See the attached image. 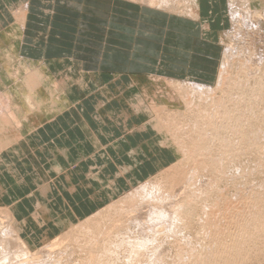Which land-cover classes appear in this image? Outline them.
<instances>
[{
	"label": "rangeland",
	"instance_id": "rangeland-1",
	"mask_svg": "<svg viewBox=\"0 0 264 264\" xmlns=\"http://www.w3.org/2000/svg\"><path fill=\"white\" fill-rule=\"evenodd\" d=\"M16 1L18 2V0ZM138 1L147 3V6L149 8L160 9L168 13H173L174 15L178 14L183 18H189L187 17L186 12L189 11L190 8L191 10H193V13H199L198 5L196 4L195 0H157L158 4L156 3L154 5L151 4L154 1L156 2V0ZM222 1L226 6L225 13L227 15V23L224 29L221 28L223 30H221L222 37H219L221 50L220 52H217L216 55L218 56L219 53L220 65L218 69V76L216 77L215 81L212 84L198 82L192 75L184 76L180 79L168 77L175 80L182 79L181 81H196L200 84L208 85L209 87L216 89V97L220 96L221 94L220 85L218 89L217 87L220 80L219 75L222 69V64H225V67H227V70H229V77L231 79L237 78L238 75H240L237 74V67H239L240 65L239 63H241L242 65L244 63L249 64V66L253 70H257L258 73L262 74L264 72V0ZM167 3L170 4L166 5ZM4 40L6 41V44H9L10 39L5 38ZM49 57L50 56H46L49 62H52H50V70L55 69L54 67L56 66H60L59 64H56V60ZM42 59L45 58L42 57ZM75 61L77 60L75 59ZM49 62L40 60L37 63L43 65L48 64ZM68 62L69 61H66V63ZM256 67L257 69H255ZM76 69H78V67H71L70 63H68L64 66L56 67V69L54 70V72H58V75L66 79V88L71 96H74L76 92L75 84H78L79 82L84 86L83 93L86 91L89 95L91 89L93 87H96L97 84L101 82H104L105 85H110V83L118 85L122 83L123 86H125L123 87V90H121L122 88H120L118 91H120L119 96L121 97V100L125 97L126 101L121 102L120 100V104L116 103L114 106H112L114 109V115L111 116V119H114V117L116 118V120L126 119L128 117V122L126 123V125L129 124L127 126L129 128L131 127L129 129L130 132L137 129V125H139L141 121H148L147 119L150 116H154L149 114V112L151 111L158 112V114H160L163 119H171L172 121L176 120L177 122L181 123L183 121L186 122L187 118L190 117V113H188L189 111L187 112L188 109H186V107L179 101L182 96V90L180 89H175L177 94L168 95V102L171 101L172 97L174 98L175 106H178L175 107L177 108V112H174V107H172L173 110H170V107L167 105H165L160 110H157L155 108L156 102L159 101L163 96H166L168 94L163 92V89L169 87V85L166 86L168 84V80L167 78L162 77L160 74H141L135 78H131V76L126 75L103 77L97 74H93L91 76L79 74L78 70ZM246 76L247 73H244L242 76V82H244V80L247 81L248 79V81L246 82L247 84H243L245 86H242V89L245 88L246 91V89L248 88L255 91L256 87H258L255 78L249 76L250 78L246 79ZM89 78L95 81V85H93V87H91L89 82L86 83L84 81L88 80ZM181 83L184 84L181 85V87H183L182 89L187 87L185 86V82ZM173 85L176 86L175 84ZM125 91L126 96H124L123 94L125 93ZM195 98L194 102L195 104H198V101H200L202 97L199 98V95L196 94ZM201 100L203 101V99ZM253 100L255 102L252 101L254 103L252 104L251 102L250 105L254 107L248 105L247 101L249 100H244L246 101V103L244 105L242 104V120L245 119L244 117L247 118L249 114V117L255 115L257 117H260L261 120L251 122V126H248L250 129L251 127H253L251 129L252 132H254V129L256 131L259 130L257 131V137H255L256 139H250L249 143H247V140H242V147L236 151L234 160L230 162V164H227L228 166L226 173L228 178L227 176H225L224 178H220V180L215 179L217 180L216 182L213 178L216 177L217 171L211 170L210 167L203 165V156L197 155L195 158L196 161H187L185 156L182 157L180 154H178L174 147L171 148L168 146V143L172 142V140L170 138L167 139L165 134L162 135L163 137L160 135V137L155 136L154 138H151L149 136V138H146V144L151 140L154 141V148L148 147L143 140L139 141L140 148H136V154L139 155V162L134 160L131 161V163L128 162L127 168L125 167L124 170V172L129 170L127 171L128 173L122 172L123 169L122 171H120V166L118 167L117 165H115L111 167L109 165L110 163L107 162L103 157H98L103 159L102 162H99V164H96V166L94 164L90 165L88 163L89 165H86V167L83 168L82 173L84 174V176H86V173L91 170L90 172L95 173V176L94 174L93 176L97 178L102 185L98 183V180H92L89 182V184H87L88 182L87 180H85V178H81L80 181H78L76 178V176L78 175L73 172L74 169L71 168L72 171L70 169L67 170V173H63L61 176L65 179L64 176L66 175V179L64 180L63 178H59L60 180H62L61 182H59L60 180L58 179V176L57 179L59 181L57 188L48 189V191L54 190L55 192H62V199H60L59 195L56 193L55 196H52L51 198L48 191H46L47 198L46 195L43 196L42 193H44L45 191L42 189L44 188V186H41V183L43 184L45 181L49 184L51 182L48 180L47 176H45L44 173L42 174V179L44 181H41V183H37L38 185H34L27 192L29 193V199L28 195L24 198L26 194L24 195L22 194V192L14 190L17 187L8 186L10 188V190H8L6 183L0 179V264L194 263L195 260L201 255L199 254V251H204L203 247H200L201 245H204V241L200 239L199 236L198 237L200 240L197 239V235H199V222L201 221V218L204 216L203 213L205 212V208L203 207L205 205H207L206 207H208V205H210L212 201H214L217 195H220L219 198L221 204L223 200H232L233 202L236 201L235 204H239L237 200L246 202L247 205H249L250 203V208L248 206L247 211H249L248 213H251V216L253 215L258 217L260 214L264 216V110H262L264 108V100L261 101L262 99L259 98L258 100L255 98ZM141 102H144L145 105H141L138 109L137 107ZM124 103L125 105H123ZM203 104H205V102H203ZM181 107L186 109L184 110L185 113L179 111ZM249 107H252L255 115H251L252 112L248 113L250 109ZM72 109H74V107H72V103L69 104V106H67V108L65 109V114L69 120L73 118V114L71 113ZM89 115L90 114H88V116ZM260 115H262V117ZM81 116H85V114L82 113ZM100 116L102 115H99L97 117ZM49 117L53 119L55 123V119H57V116L53 114ZM109 122L110 119L105 120V125L107 127H110ZM252 123H254L259 129L254 128L255 126ZM113 125L117 126L116 123H114ZM59 126H62L60 122ZM228 131L230 135L235 137L236 134L234 130L228 129ZM104 132H108V134L112 133V137L116 136L114 135V133L117 134L112 128ZM245 133L246 131H244V134ZM258 135L260 136L258 137ZM246 136L248 135L246 134ZM134 140L135 145L133 146L135 147L138 144L139 139L134 138ZM72 141L76 142V139H73ZM141 142L143 143L141 144ZM43 148L44 147L42 146V143L37 142V149ZM49 149L53 148L51 147ZM56 149L65 150V147H56ZM199 158L200 160L202 159V162L199 160ZM92 166L94 167L92 168ZM223 167L226 168L225 165ZM198 168L200 169L198 170ZM88 169L89 171H87ZM121 172L124 177L122 176V174L120 175ZM177 172H179V174L181 175V179L177 180L173 184L171 183V186L168 179L173 175H177ZM83 174H81L80 177L83 176ZM102 174L106 179L103 178ZM114 175L117 178H114ZM182 175L185 177H183ZM132 176L134 177V179ZM68 178H70L71 181ZM100 178L104 180V182L102 180L101 182ZM107 178L109 179V181ZM127 178L129 179V181L131 180V183L132 181H135L133 182V184H129L130 182L127 180ZM114 180L119 181L115 182ZM110 181L114 182L111 183ZM108 182H110V185L108 184ZM212 182H215L214 184L218 185L215 186L213 184L215 187L214 188L212 187ZM83 187H85V189ZM210 187L214 189L211 190ZM72 188H74L75 191ZM22 189L26 190V187H22ZM106 189H109V191H107L109 193L107 194ZM95 190L96 192L100 191L101 193H96ZM199 190L203 191L204 193L200 192ZM110 191L113 192L111 193L112 195H110ZM194 191L195 193L200 195L197 196L195 194L197 198H194L196 196L193 194V198L196 200L198 199L197 201L194 200V203H196L198 207L194 204V206L196 207L192 214L187 215L185 213H180L179 210L182 211V209L178 207H180L185 202V199H187ZM211 191H213L212 194L210 193ZM70 192L72 195H70ZM253 194H258L261 197L258 195L256 197ZM190 197H192V195ZM248 197H250L251 199H249ZM254 197H256L257 200L261 199L262 203L260 204V200H258L257 202ZM96 198L100 201H97ZM251 203L252 205L254 203L253 208ZM256 204L258 205V207L254 208ZM199 205H201L202 208ZM63 206L66 208H64ZM47 207H49L48 209H50V214L45 211L46 216H48V218L43 216V219L46 221L45 225H33L34 217L32 216L31 218H29V215L31 214V212H33V209L36 208L37 210H43V208L46 209ZM63 208L65 209V211ZM251 209H254V211ZM77 216L80 218H78ZM231 216L232 215L227 214V216H224V219L226 218V221H228L230 220ZM262 216L261 218H259L260 216L258 217L259 222H257V224L252 221H248L251 225L248 223V228L246 230L247 232H245L246 234H244L246 235V239L241 243L243 244V246L241 244L239 245L242 247V250L245 248L243 250L244 252L240 254V257L242 258L246 254V258H240L241 264H264V226L263 223L260 224V220L263 219ZM258 225H260L261 228H258ZM249 228L253 229H251V235L254 238H252L253 240H251V238L249 239V236L251 237ZM233 232H235V229L233 230ZM247 238L249 239V241ZM197 240H199L198 242L202 240L201 243L203 244L200 243L201 245H199ZM200 248L202 249L200 250ZM196 252L199 254V256H197L198 254L196 255ZM243 253L244 255L242 256ZM191 254H193L194 257ZM205 255L208 254L204 253V256ZM209 256H205V258H208ZM192 258L193 262L190 260ZM201 258H203L202 255Z\"/></svg>",
	"mask_w": 264,
	"mask_h": 264
},
{
	"label": "bare ground",
	"instance_id": "bare-ground-1",
	"mask_svg": "<svg viewBox=\"0 0 264 264\" xmlns=\"http://www.w3.org/2000/svg\"><path fill=\"white\" fill-rule=\"evenodd\" d=\"M10 1L13 3H17L16 0H10ZM156 3L157 0L156 2L154 1L151 5H154ZM168 4L170 3H167L166 5ZM186 13L187 16L191 17L193 20H196L197 14L193 13V10H191V8ZM26 14H27V3L22 4L20 6H16L12 10L10 15L4 14L5 18L9 19L10 24L7 26L6 30L3 29L5 31L0 32V36H2L0 38V90H1L0 91V179L6 183L8 190H10L8 186L17 187L14 190H18L22 192V194L24 195L26 194L24 198L28 195V199H29V193L27 192L34 185L35 186L38 185L37 183L39 182L41 183V181H44L42 179V174L44 173L45 176H47L48 180L51 181L49 184L46 183L45 181L43 184L41 183V186H44V188L42 189L45 191L44 192L45 194L44 193L42 194L43 196L46 195L47 198L46 191H48L49 188H53V189L57 188L58 181L60 180L59 178H63L61 177L62 174L63 173L66 174L67 170L70 169L72 171L71 168H73L74 169L73 172L78 175L76 176L78 181H80L81 178H85V180H87L88 182L87 184H89L90 181L92 180L96 181L98 179L94 177L95 173L90 172L91 170L89 171V169L87 170L89 172L86 173V176H84V174L82 173L83 168L89 164L90 165L94 164L96 166V164L102 162L103 158L110 163L109 165L111 167L115 165H117L118 167L120 166L121 170L120 169L119 170L122 171L123 169L122 172H124L125 167L127 168L128 162L131 163V161L133 160L139 162L138 159L139 155L136 154V148L139 147L140 140H143L146 144V138H149V136L151 138H154L155 136L160 137V135L162 136L163 134L166 135L167 139L170 138L172 140V142L168 143V146L171 148L174 147V149H176V152L180 154L182 157L185 156L187 161L192 160L190 162H193L194 160L196 161L195 158L197 155L203 156L204 158L203 165L210 167L211 170L217 171V173L214 171L216 173V177L213 179L220 180V178H224L225 176H227L226 173L228 166L227 164H230V162L234 160L236 151L242 147V143H243L242 140H247V143H249L250 139L253 138L256 139L255 137H257V131L259 130L256 131L254 129L253 130L254 132H252L251 129L253 127H251L250 129L248 126H251L250 125L251 122L261 119L260 117H257L254 114L252 109V107L254 106L250 105V103L254 101L253 100L254 98L257 100L258 98L262 99L261 101L264 100V72L262 74L258 73V71L253 70L249 66V64L244 63L242 65L241 63H239L240 65L239 67H237L238 68L237 74L240 75H238L237 78L233 77L234 79H231L229 77V73H230L228 72L229 70H227L225 64H222V69L219 75L220 80L217 87L218 89L220 85L221 94L220 96L217 97L215 95L216 89L211 88L208 85H203L196 81L189 82L186 80L181 81L182 79L175 80L173 78H168L161 75L162 77L167 78L168 80L167 81L168 84L166 86L169 85V87L163 89V92L168 94L166 96H163L159 101L156 102L155 108L157 110H160L165 105H167L170 107V110H173L172 107H174V112H177V108L175 107L178 106H175L174 98L172 97L171 101L168 102V95L177 94L175 89L177 90L180 89L182 90L181 91L182 96L179 99V101L186 107V109H188L187 112L189 111L188 113H190V117L187 118L186 122L182 120L183 122L181 123V122H177L176 120L172 121L171 119L170 120L163 119L160 116V114H158V112L151 111L149 112V114L154 116H150L147 119L148 121H144V122L141 121V123L137 125V129L130 132L129 129L131 127L129 128L127 126L129 124L126 125V123L128 122L127 120L128 117L126 119L116 120L115 117L114 119H111V116L114 115V109L112 106H114L116 103L118 104L119 101L121 100V97L119 96L120 91L118 90L120 88H122L121 90H123L124 89L123 87H125L123 86L122 83L118 85L111 83L110 85L108 84L105 85L104 82H101L97 84L96 87H93L91 89L89 95L88 92L86 91L83 93L84 86L81 85V83L79 82L78 84H75L76 92L74 96H71L66 88V79L58 75L59 74L58 72H54V70L56 69L55 67H54L55 69L50 70L49 68L50 63L42 65L39 63L34 64L31 60L28 59H22V60L18 59L19 58L18 49L20 48V44H21L20 33L24 29ZM201 25L203 27L207 26L206 22H203ZM5 38L10 39L9 44L5 43L6 42L4 40ZM3 63H5V65ZM255 69H257V67ZM244 73L245 74L247 73L246 79L250 77L255 78L258 86L256 87L255 91L247 88L249 91L248 92L247 89L246 91L245 88L242 89L243 88L242 86H245L243 84H245L248 81V79L247 81H245L244 78L243 79L244 82H242V76ZM181 82H185L186 83L185 86L187 87L182 89L183 87H181V85L184 84ZM173 84H175L176 86H174ZM123 94L124 96H126V91ZM196 94L199 95V98L202 97L201 99H203V101L200 99V101H198V104H195L194 102V98ZM246 99L249 100L247 101L248 105L252 106L251 108L249 107L250 108L249 111L247 109L248 113L252 112L251 115H255L256 117L255 116L249 117L250 115L249 114L247 118L244 117L245 119L242 120L243 119L242 104L244 105L246 103V101H244ZM124 101H126L125 97L124 99L121 100V102ZM203 102H205V104H203ZM254 102H252V104ZM71 103H72V107H74V109L71 110V113L73 114V118L69 120L65 114V109ZM123 105H125V103ZM141 105H145L144 102H141L137 108L139 109ZM186 109L181 107L179 111L184 112V110ZM262 110H264V108ZM82 113L85 114V116H81ZM53 114L57 116V119H55V123L54 120L49 117L50 115ZM88 114L90 115L88 116ZM99 115L102 116L97 117ZM260 116L262 117V115ZM108 119H110L109 122L110 127H107L105 125V120ZM59 122L62 124V126H59ZM114 123H116L117 126H114L113 125ZM254 126H255L254 128L259 129L258 127H256L255 124ZM247 127L250 133L247 130ZM110 128H112L117 133V134L114 133V135H116L115 137H112L113 134L110 132H109L110 134H108V132H104V131H108ZM228 129L234 130L236 134L235 137L229 134ZM244 131H246L245 134ZM246 134L248 136H246ZM260 135H258V137ZM134 138L139 139L138 144L135 147L133 146L135 145ZM73 139H76V142H73L72 141ZM37 142H41L44 148L37 149ZM142 143L143 142H141V144ZM146 145L151 148L155 147V143L153 140L148 142ZM51 147L53 149H49ZM56 147H61V148L65 147V150H57ZM98 157H103V158L101 159ZM224 165L226 168L223 167ZM93 167L94 166H92V168ZM199 169L200 168H198V170ZM127 171H125L124 173H126ZM122 172L120 173V175L122 174ZM177 173H178L177 175H173V174H172L173 176L170 175L171 177L168 179L171 186L177 180L181 179L180 178L181 175L179 174V172ZM81 174H83V176L80 177ZM57 177L59 180L57 179ZM64 177L66 179V175ZM113 177L117 178L115 177V175ZM101 178L100 181L102 180ZM103 178H105L104 175ZM128 178L127 180L129 181L130 178L129 179ZM68 179L70 180V178ZM61 181L62 180H60L59 182ZM102 181L104 182V180ZM114 181H110V182L113 183ZM134 181H132L131 183L130 180L129 184H133ZM216 181L217 180H215V182ZM110 182H108L109 185ZM215 182H212L211 184L213 185ZM98 183H100L99 180ZM214 185L212 187H214ZM22 187H26V190H23ZM83 188L85 189V187ZM214 188L210 187L211 190H213ZM72 189L74 190V188ZM107 191H109V189H106V194L109 193ZM199 191L203 192L201 190ZM48 192L50 193L48 194L51 198L52 196L54 197L56 193L59 195L60 199H62L63 196L62 192L59 191L55 192L54 190ZM71 192L70 195H72ZM99 192L100 191L96 193ZM111 193L113 192L110 191V195H112ZM210 193L212 194L213 191H211ZM193 194L194 195L196 194L197 196L199 195L195 193V191L191 193L192 197H190L191 196L190 195L189 196L190 198L188 197L187 199H185V202L182 205L180 204L181 206L179 205L180 207L178 208L182 209V211L178 209L180 213L182 214L185 213L188 215L194 212L195 207L197 206L196 203H194V200L197 201L198 199L197 200L194 199L197 198V196L195 195L196 197L193 198ZM257 195L254 196L257 197ZM219 196L220 195H217V197L214 199V201H212L210 205H208V207H206L207 205L203 207L205 208V212L203 213L204 216L201 218L198 227L199 235H197V239H199L200 237V239L204 241V245L203 246L201 245L203 244L201 243L202 240L198 242L200 239L197 240V242L199 243V245H201L200 247H203V250L205 251L203 252L208 254L205 256H209V255L210 256L208 258L207 257L205 258L204 253L201 250L202 248H200L201 251H199L200 252L199 254H201L203 258H201V255L199 256V254L196 252V255L198 254L197 256L199 257L198 258L196 257L197 259L195 260L194 263H192L193 258L190 259L192 261L191 262L192 264H241L240 254L244 252L243 250L245 248L243 247L244 249L242 250V247L239 245L246 239L245 238L246 235L244 234H246L245 232H247L246 230L248 228L247 227L248 223L252 221L257 224V222H259V218H261L262 216V214L260 215L257 214L260 216V217L258 216L259 217L258 218L253 215L251 216V213H248L249 211H247L248 210L247 207L249 206L250 208V203L249 205H247L246 202H241L237 200L239 204H235L236 201L233 202L232 200H223L221 204ZM250 197L248 198L251 199ZM256 197L254 198L256 199ZM98 200L99 199H97V201ZM258 200H260V204H261L262 200L261 199ZM252 201H248V202H252ZM254 203L253 205L251 203L252 208L254 206ZM194 204L196 206H194ZM257 204L254 208L258 207ZM199 206L201 207V205ZM48 208L49 207H47L46 209L43 208V210H37L36 208L33 209V212H31V214L29 215V218H31L32 216L34 217V222L32 221L33 225L35 226L45 225L46 221L43 219V216L48 218V216H46L45 214V211L49 213L50 209ZM251 210L254 211V209ZM227 214L232 215L230 220H228L229 222L226 221V218L224 219V216L225 215L227 216ZM262 217L263 219L260 220L261 222L260 224L263 223L264 226V216ZM40 219L42 220V222ZM258 226H259L258 228H261L260 225ZM234 229L235 232H233ZM249 229L248 230L251 235L253 229L252 228ZM250 238L251 240L254 239L252 235L251 237L249 236V239ZM241 245L243 246V244ZM243 255L244 253L242 254V256ZM245 256L246 254L243 257L246 258Z\"/></svg>",
	"mask_w": 264,
	"mask_h": 264
},
{
	"label": "crops",
	"instance_id": "crops-1",
	"mask_svg": "<svg viewBox=\"0 0 264 264\" xmlns=\"http://www.w3.org/2000/svg\"><path fill=\"white\" fill-rule=\"evenodd\" d=\"M195 1L196 21L138 0H0V32L10 24L4 14L27 3L19 60L35 64L49 62L50 56L57 65L70 63L89 76L192 75L212 84L220 65L216 54L227 23L226 6L222 0ZM84 81L95 85L91 78Z\"/></svg>",
	"mask_w": 264,
	"mask_h": 264
}]
</instances>
